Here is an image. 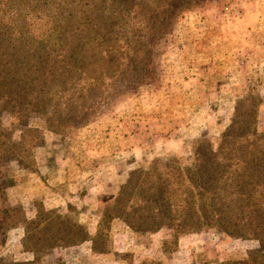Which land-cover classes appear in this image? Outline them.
Instances as JSON below:
<instances>
[{"label":"rangeland","instance_id":"obj_1","mask_svg":"<svg viewBox=\"0 0 264 264\" xmlns=\"http://www.w3.org/2000/svg\"><path fill=\"white\" fill-rule=\"evenodd\" d=\"M166 1L0 0L6 85L0 88V147L21 141L24 151L21 164L8 162L14 181L7 201L27 219L52 210L77 221L98 254L77 258L75 246L84 240L51 249L43 264L129 263L132 248L165 231L164 252L187 236L192 254L201 255L197 261L264 262L254 254H264V242L220 233L223 220L177 235L166 227L136 232L120 218H102L132 171L173 159L189 166L199 147L216 149L237 106L251 120L238 124L245 139L264 137V0H184L148 55L143 19ZM127 3L138 4L129 15L119 10ZM117 175L124 180L114 187ZM92 193L94 203L87 198ZM226 200L219 197L216 210L244 217L242 205ZM84 213L98 217L93 233L80 220ZM125 225L132 240L122 236ZM24 235L22 226L5 232L0 261L34 258L22 249ZM140 264L162 261L149 255Z\"/></svg>","mask_w":264,"mask_h":264},{"label":"trees","instance_id":"obj_2","mask_svg":"<svg viewBox=\"0 0 264 264\" xmlns=\"http://www.w3.org/2000/svg\"><path fill=\"white\" fill-rule=\"evenodd\" d=\"M185 1L163 2L156 15L143 19V28L150 35L146 36V46L150 51L146 54L151 55L155 44L163 38L162 31L173 24L174 17L179 14L180 3ZM135 7L138 4L127 3L119 10L129 15ZM147 62H150L149 58ZM4 79V71L0 69V88L6 86ZM243 115L237 106L232 122L223 134L224 141L216 149L210 145L196 149L192 165L182 166L173 159L172 162L156 161L148 171H132L102 218H120L136 232H153L166 227L177 235L217 226L223 220L225 226H221L220 233L264 242V137L262 142H259L261 137L254 134L253 140L245 139L246 134L240 131V122L250 123L251 120L245 117L248 114ZM20 144L21 141H12L6 148L0 147V241L8 229L22 226L25 231L22 249L31 252L34 258L10 263L1 260L0 264H43V256L48 255L51 249L92 238L82 224L55 211L38 210L35 218L27 219L20 206L7 201L6 188L14 181L7 166L11 160L22 163L24 151ZM219 197L220 203L227 198L229 202L242 205L244 217L216 210ZM41 213L46 217H41ZM60 219H66L69 225H59ZM45 220L47 223L43 225ZM254 254L264 259V254L258 250ZM251 256L252 252L249 253Z\"/></svg>","mask_w":264,"mask_h":264},{"label":"crops","instance_id":"obj_3","mask_svg":"<svg viewBox=\"0 0 264 264\" xmlns=\"http://www.w3.org/2000/svg\"><path fill=\"white\" fill-rule=\"evenodd\" d=\"M251 20H255V18H252ZM119 177V180L114 187H117L118 184L122 183L124 180V176L117 175ZM121 177V178H120ZM96 194L92 193L89 194L87 198L91 199V202L94 203L95 199L94 196ZM94 200V201H93ZM84 218H80L81 221L86 222L87 226L89 228L90 233H93L97 229L98 225V217L93 215L92 213H84ZM117 223V222H116ZM120 223V222H119ZM124 226V224H122ZM122 236H124L125 239H133V232L125 225V228L122 227ZM168 232H157L152 233L150 236L152 237V243H150L147 246H137L136 248H132L133 255L131 257V261L129 263L125 264H140L143 260H145L149 255H155L157 256V259L162 261V264H214L212 260H195L199 258L201 255L192 254V248L188 246V238L187 236H181L178 239L177 249L170 252H164L162 249L163 240H165L168 237ZM77 250L74 252H77V258H81L82 256H98L96 252H93L92 250V244L91 241H85L81 244L76 245ZM116 250H121V248H115ZM103 256V255H102ZM201 258V257H200ZM189 259H192L191 261ZM77 260V259H76ZM194 261V262H193Z\"/></svg>","mask_w":264,"mask_h":264}]
</instances>
